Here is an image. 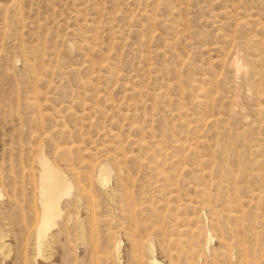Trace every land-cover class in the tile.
Segmentation results:
<instances>
[{
  "label": "rangeland",
  "instance_id": "rangeland-1",
  "mask_svg": "<svg viewBox=\"0 0 264 264\" xmlns=\"http://www.w3.org/2000/svg\"><path fill=\"white\" fill-rule=\"evenodd\" d=\"M40 150L74 187L37 251ZM146 241L264 264V0H0V264H150Z\"/></svg>",
  "mask_w": 264,
  "mask_h": 264
},
{
  "label": "bare ground",
  "instance_id": "bare-ground-1",
  "mask_svg": "<svg viewBox=\"0 0 264 264\" xmlns=\"http://www.w3.org/2000/svg\"><path fill=\"white\" fill-rule=\"evenodd\" d=\"M37 164H38V181H37L36 188H37V196H38V203H39V207H40V212H38L39 217H37L38 218L37 225L35 224L36 228H35V237L34 238H36L35 242H36L37 251H40L41 244H43L44 239L49 235L50 230L53 229V227H57V225H58L57 220L62 219V214H63L62 207H61L62 199L65 196L70 195L74 185H73L71 179L68 177L67 172H65L63 169L59 168L54 162H52L44 154V151L40 150V152L38 153ZM73 171H74V169H73ZM99 171H100L99 181H100L102 186H106L110 180L108 166L102 165L100 167ZM74 175H76V174H74ZM77 183H79V182H77ZM79 185H80V183H79ZM107 192H108V189H107ZM203 203L204 202H202V204ZM204 205H205V203H204ZM206 205H208V204H206ZM200 208H202V205ZM197 226L198 225H196L194 228H196ZM183 227L186 228V226H183ZM197 228L199 229V227H197ZM188 229L190 230V227ZM59 231H60V229H59ZM191 232H193V230ZM56 233H57V231L55 232V234ZM116 244H117V246L119 245L118 242ZM133 244H135V243L132 242V247H134L133 251L135 254L138 250L136 248V245L133 246ZM140 246H141V249H143V250L147 249L148 253L150 254V257L148 256L149 257L148 260H149L150 264H160L159 261L156 259V257L152 254V253H154L153 249H152L153 244L150 241H148V242L146 241V243L141 244ZM112 248L114 249V245ZM110 252H113V251H110ZM145 257H146V255H145ZM143 260H145V258ZM144 262H146V260Z\"/></svg>",
  "mask_w": 264,
  "mask_h": 264
}]
</instances>
